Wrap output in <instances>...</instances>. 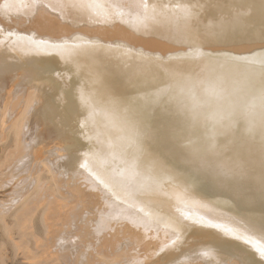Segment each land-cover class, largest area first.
Segmentation results:
<instances>
[{
	"label": "bare ground",
	"instance_id": "6f19581e",
	"mask_svg": "<svg viewBox=\"0 0 264 264\" xmlns=\"http://www.w3.org/2000/svg\"><path fill=\"white\" fill-rule=\"evenodd\" d=\"M260 1L254 8L252 0H232L182 35L139 16L128 27L109 7L143 10L144 0H0V81L14 97L23 85L16 83L17 89L12 82L35 81L29 70L55 76L64 106L54 102L62 114L40 92L26 115L27 129L51 125L54 113L74 132L76 161L64 150L65 165L48 132L25 142L39 143L32 154L49 156L73 203L70 214L59 204L54 211L62 224L58 238H69L67 259L59 255L66 264H264L254 246L264 240L245 242L253 239L247 230L264 233ZM229 113L239 118L233 128L227 127ZM245 115L253 121L252 133ZM208 116L214 123H207ZM133 130L141 134L139 145ZM21 155L20 166L28 168L30 157ZM217 165H240L251 175L221 178Z\"/></svg>",
	"mask_w": 264,
	"mask_h": 264
},
{
	"label": "rangeland",
	"instance_id": "374dc122",
	"mask_svg": "<svg viewBox=\"0 0 264 264\" xmlns=\"http://www.w3.org/2000/svg\"><path fill=\"white\" fill-rule=\"evenodd\" d=\"M231 1L232 0H192V1L191 0H144V9H143L144 11L133 9L128 5L121 6L119 10L118 9L114 10L113 6H109V7L112 8L111 11H115V12H112V14L114 13L113 16L125 17V20L123 21L128 27L135 26L139 20L137 19L139 16L144 21L146 20L148 22V25L157 26V27L161 26L162 28H165V29H168V28L177 29L180 31L182 35H185V34L190 35V33H192L193 30L201 27V25L205 24V22L211 21L210 20L211 13L218 10L219 8H223L224 6H226V4L230 3ZM252 1H253L252 5L254 8L261 5L260 0H252ZM4 5L5 4L2 3L1 6H4ZM2 8L6 9L7 7H2ZM185 10H187V13H190V15H186ZM146 14L147 15L151 14V16L150 15L147 16ZM253 20H254L253 23L255 25L253 26L255 28L256 26L258 27L259 24L256 23L255 19ZM262 22L264 25V20ZM30 72H31V76L29 79L35 80L33 83H30V85L26 83L28 82L27 79H26L27 81H24V80L22 81V79H20V81L19 79H17L16 81L13 80L14 83L11 81L12 84L15 85V87H17V89H19V87L17 86L18 84L23 85V87L19 85L20 89L18 92H16L14 97H10L11 95L8 94L9 89L8 87H6V85H9V84H7L4 79H3L4 81L3 80L0 81V87H1L0 94H3L4 92V94L7 95V96L4 95L5 99L3 98L4 96L0 95V98H2L1 100L3 99L5 100V101L0 102L1 103L0 105H2L1 109L5 108V110H2V111L0 109L1 111L0 119L1 121H3V123L6 122L5 124L2 123V125L0 123V131L2 130V126L6 125L4 126L5 128L3 127V131L0 132V205H1L0 206V264H66V261L61 260V257L64 256L62 257V259L63 258L67 259V255H68L67 247H68L69 238L65 237L67 235H63L62 239L58 238L60 234V231L58 230H60L62 224L60 221H57V219L54 217V211L57 205L59 204L62 206L63 209L65 208L70 214L73 212V203L71 201L69 194H66L63 190H61V187L59 186L60 179L57 180V178L59 177L56 176V174L54 173V170H52L50 165H48L47 161L49 160L48 159L49 156H46L44 151L42 152L40 151L41 154L38 153V155H36L38 157H35V154H32L35 151V148L40 149V148H37L38 146L41 147L39 143H35L33 145L29 144L28 146L34 147V148L30 147L31 149L30 151L28 150L29 147L26 144L28 143L27 140H30L29 138L32 139L33 137H35V134L37 135L38 132H41V131L48 132L47 134L48 137H51V139L53 138L52 139L53 142L51 143H54V144L56 143V150H57L56 152L60 153L59 149L60 150L62 149L61 153H63V156L68 153V156L67 155L66 156L69 157L72 162H74L76 161L75 159L77 155L73 149L74 146L73 147L71 146L74 144H72L70 141V140L73 141L74 132L72 131V129L71 130L68 129L69 126L66 123L64 124L66 128L70 130L69 132L65 128L64 124H61L63 120L62 116H60L61 117V123H60L59 115H61L62 112L58 111L57 109H60L61 107L57 108L58 106L55 104L56 100L57 101L59 100L58 89H57V87L59 86L57 85L58 83H56V77L46 72L44 73L40 72L39 70H38V73H34L33 75H32V71L29 70L28 73ZM43 75H44V78H43ZM32 77H35V78H32ZM32 80H29V81L32 82ZM1 82H4L6 84L4 83L2 84ZM35 83H37L36 85L38 86H36ZM26 86L28 87L26 88ZM6 89H8L7 92L5 91ZM40 92L43 93L45 99L51 100V102L55 101L54 104H52V106L55 105L56 111H57L55 112V114H59V115L57 116L58 117L57 119L56 115L53 113L52 115L56 117V118L53 117L56 123L54 122L53 119L51 122L53 126H56L54 125V123L57 124V126L53 127L51 126L52 124L50 125L49 123L46 125L42 124L43 125L42 126L40 125L41 123H37L34 125L35 129L34 128L27 129L28 126H27V122L25 121H27L28 118L26 117V115L29 116V113L32 111L29 108H32L33 107L32 105L36 103L35 101H37L36 100V97L38 96L37 94H40ZM4 102L6 105L3 106ZM58 103L61 104L60 101H58ZM6 110H9V111L7 112ZM19 120L21 122H19ZM56 120H58L62 126ZM209 121L211 123H214L213 116H208L207 123L210 124ZM24 124L26 125L25 126L26 128H24ZM62 127H64L65 129H63ZM62 129H63V132L61 131ZM31 130L34 132H32ZM23 131L24 132L27 131V132L24 133ZM66 135H69L68 140H67ZM21 136H22V139L24 138L23 141L21 139ZM69 138H72V139H69ZM57 139L59 142L57 141ZM68 143H70V145ZM58 145H59V149L57 148ZM68 145L71 147L68 148ZM64 150L65 151L68 150V152L66 151L67 153H65ZM23 151L26 153H24ZM69 151H71L72 153ZM18 152L20 153L22 152L21 153L22 155ZM220 152H218V155H221ZM27 153L29 154L26 155ZM23 154L25 157H23ZM20 155L23 157V158L21 157L22 159L27 158V156L30 157L29 158L30 161L28 159L26 160V162H29L28 168H24L20 166V163H19ZM33 155H34V158H33ZM41 155H43L42 156L43 158L41 157ZM66 156L63 157L65 159L61 157V162H63L64 160L69 162V159H67ZM14 157L15 158L18 157L19 159H16L17 160L16 161ZM36 158L38 159V161ZM65 162L60 163V164L65 165ZM35 164H37V167ZM30 165L31 167L33 166L34 169L31 168ZM29 168H31L30 169L31 171H29ZM29 174L30 176L27 177L26 175H29ZM31 174L33 175H32V178L30 179L29 177H31ZM17 177H20L19 180H22V181L18 182L19 180H17L18 179ZM28 179H30L31 182ZM26 182L29 186L25 185ZM23 185L27 186L26 187L27 189L22 188ZM45 194L49 195V197H46L43 200ZM48 221H51V222H48ZM54 226L56 228H54ZM247 231L249 232L250 230H247ZM247 231H245L246 235H251L253 237L251 241H254V239H258L261 241L264 240L263 232L252 230L248 233ZM58 239H60L61 243L64 242L65 240H67V242L65 244L62 243L61 244L62 246L60 245L61 246L60 248V246L56 245V241ZM246 239H249V238H246ZM60 241H57V242H60ZM256 244L257 242L254 243V246ZM54 246H56L57 248L56 247L53 248ZM53 253L57 255V257L53 255ZM51 259H54V261ZM46 260H48L49 262ZM221 264H224V263H221ZM227 264H233V263H227Z\"/></svg>",
	"mask_w": 264,
	"mask_h": 264
},
{
	"label": "snow or ice",
	"instance_id": "6c2138e0",
	"mask_svg": "<svg viewBox=\"0 0 264 264\" xmlns=\"http://www.w3.org/2000/svg\"><path fill=\"white\" fill-rule=\"evenodd\" d=\"M147 6V5H145ZM186 11V15H190V13H187ZM235 59V58H233ZM243 85H237V90H242ZM214 91V90H213ZM194 102L197 101L196 97H193ZM260 100H261V112H260V126H261V130H262V138H261V169L262 172L260 174V176L258 177V183L260 186V191H261V195L262 197H264V64H262V68H261V81H260ZM194 106L195 103H194ZM193 119H195V117H193ZM229 119V124L227 125V127L229 128H233L235 127V125L239 122V118H233L232 113H229L228 116ZM244 120L247 121L248 123V129L247 131L249 133L253 132L254 129V124L253 121L251 119H249V117L247 115H245L243 117ZM140 133L136 132L135 130H133V136H134V140L135 143H137L138 145L141 143L140 141ZM212 139H215V135H213ZM212 147H214V144L212 145ZM196 158V154L195 152L190 154V160H194ZM216 174L221 177V178H232V177H237V176H246V175H251L249 173V170L247 168H244L240 165H237L235 168H228L225 167L223 165H217L216 167ZM252 179L256 180L257 178L252 176ZM248 244H251L252 241L251 239H246L245 241ZM256 251L258 252V254L261 256L262 259H264V242H258L255 245Z\"/></svg>",
	"mask_w": 264,
	"mask_h": 264
}]
</instances>
